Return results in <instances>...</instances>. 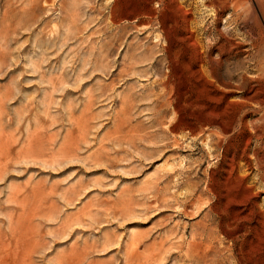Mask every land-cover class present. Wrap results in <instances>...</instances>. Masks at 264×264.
<instances>
[{"label":"rangeland","instance_id":"obj_1","mask_svg":"<svg viewBox=\"0 0 264 264\" xmlns=\"http://www.w3.org/2000/svg\"><path fill=\"white\" fill-rule=\"evenodd\" d=\"M135 2L0 0V264H248L264 247L223 199L230 178L264 227V0H175L189 30L169 47Z\"/></svg>","mask_w":264,"mask_h":264},{"label":"bare ground","instance_id":"obj_2","mask_svg":"<svg viewBox=\"0 0 264 264\" xmlns=\"http://www.w3.org/2000/svg\"><path fill=\"white\" fill-rule=\"evenodd\" d=\"M111 1V0H110ZM121 0H119V2H120ZM135 1V0H134ZM175 0H138V3H136V5L137 6H141L142 7V9L144 10V11H142L140 8V10L142 11V13L144 12V15L146 16L145 18H143V19H140L139 21H138V23H136L137 25L136 26H138L139 25V23H141V21H148V20H151L152 21V19L153 18H156V20L158 21V15L162 18V22H161V25H162V29H163V33H164V35H165V40H166V43H167V47H169L171 44V40H170V36H169V33H170V31L172 30V29H175V30H177V31H182V32H184V31H187L188 32V20H187V18L186 17H182V19H180V21H176V22H174V24H172L173 23V21L172 20H169V17H170V15H172L171 13L172 12H175V11H173V10H175V9H173V7L171 6L173 3H175L174 2ZM130 2V1H129ZM128 2V3H129ZM127 3V2H126ZM117 4V3H116ZM115 4V5H116ZM129 6H130V4H128ZM127 5V6H128ZM178 5V4H177ZM162 6V10L161 11H157L158 9H156L157 7L158 8H160ZM114 7V6H113ZM112 7V8H113ZM180 7V6H179ZM182 8V7H181ZM114 9V8H113ZM173 9V10H172ZM180 9V8H179ZM178 10V9H177ZM176 10V11H177ZM180 11H182L181 9H180ZM179 11V12H180ZM135 12V11H134ZM113 13V12H112ZM176 13H178V12H176ZM182 13V12H181ZM180 13V14H181ZM131 15V14H130ZM174 15V14H173ZM156 16V17H155ZM137 18V17H136ZM139 18V17H138ZM171 18H173V17H171ZM177 18V17H176ZM138 20V19H137ZM172 21V22H171ZM160 22V21H159ZM169 23H171V25H169ZM179 23H181V25H183V27H180L179 28ZM173 31V30H172ZM191 34V33H190ZM189 34V35H190ZM177 36V35H176ZM187 36V35H186ZM158 39V38H157ZM174 40V39H173ZM178 39H176V41H177ZM180 41H181V39H179ZM184 40V39H183ZM179 41V42H180ZM175 42V41H174ZM173 42V43H174ZM184 42V41H183ZM195 42V41H194ZM175 44V43H174ZM159 46V45H158ZM157 46V47H158ZM193 46V45H192ZM196 46V45H195ZM198 47V46H197ZM196 48V47H195ZM169 49V48H168ZM167 49V50H168ZM166 50V49H165ZM166 50V51H167ZM199 50V49H198ZM161 51H162V49H161ZM169 52V51H168ZM165 53H167V52H165ZM172 54V53H171ZM168 55V54H167ZM134 58H136V57H134ZM196 58H197V56H196ZM168 59V58H167ZM157 60V62L159 63L160 62V60L159 59H156ZM159 60V61H158ZM197 60H199V58L197 59ZM205 61V60H204ZM208 61V60H207ZM198 62V61H197ZM157 63V64H158ZM202 63V62H201ZM209 64V63H208ZM133 68V67H132ZM173 68V67H172ZM235 116V115H234ZM178 128V126H174V129L176 130ZM227 129V128H226ZM174 131V130H173ZM224 132H226V130L224 131ZM229 133V132H228ZM227 133V134H228ZM2 143V142H1ZM250 144V143H249ZM235 147V146H234ZM246 148V147H245ZM247 148H248V146H247ZM236 149V148H235ZM228 151H229V149H227ZM227 151V152H228ZM226 152V153H227ZM245 152H246V149H245ZM8 153V152H7ZM4 150H3V147L1 148V146H0V156H3L4 154H5V156H6V154H7ZM225 153V154H226ZM9 155V154H8ZM25 156V155H24ZM242 156V155H241ZM246 156V155H245ZM263 156H264V154H263ZM262 156V157H263ZM10 157V156H9ZM226 157V156H225ZM249 157V156H248ZM2 158V157H1ZM234 158V157H233ZM233 158H232V160H233ZM227 159V158H226ZM241 160H243V159H241ZM227 161V160H226ZM234 161V160H233ZM232 161V162H233ZM236 161V160H235ZM234 161V162H235ZM260 163H261V165H264V158H261L260 159V161H259ZM259 163V164H260ZM237 165V164H236ZM236 165H235V163H234V165H233V163L231 164V169L232 170H234V169H236L235 167H236ZM230 173V172H229ZM234 175V174H233ZM249 176V175H248ZM241 177V176H240ZM264 177V176H263ZM243 178V177H242ZM230 179V178H229ZM229 179L227 178V179H225V181H226V183H225V190H224V192H225V195L223 196V199L224 200H226V202H227V205L229 206V205H233V204H235L236 205V211L233 213V215L231 214V218H230V222H231V224L232 223H234V222H239V221H241L242 223H240V226H239V233L240 234H243V236H244V238H248L249 236H251L252 238H255V236L256 235H260L259 234V232H261V234L263 233V235H264V227H261V230H259L258 229V227L257 226H246L245 224H246V222H249L250 223V221H252L251 220V215H252V213L255 211V208L257 209L258 207H256V205L254 206L253 205V207L251 208H249L248 206H249V203H250V201L251 200H249V198H247L245 195H242L243 193H241V197L239 196V199H237L236 198V193H234L235 191L237 192V190L239 189V187L237 188V190L235 189L238 185H236V186H234L233 184H230L229 183ZM244 179L245 180H247L248 178L247 177H244ZM237 180V179H236ZM244 181V180H243ZM240 183V182H239ZM240 184H244V182L243 183H240ZM239 184V185H240ZM250 187V186H249ZM224 188V187H223ZM252 188V187H251ZM252 189H254V188H252ZM249 190H250V188H249ZM249 193H250V191H248ZM253 192V191H252ZM252 194V193H251ZM260 194V193H259ZM258 194V195H259ZM253 195V194H252ZM256 195V194H255ZM262 195V194H261ZM247 196H249V195H247ZM220 198V197H219ZM254 199V198H253ZM252 202V201H251ZM252 205V204H251ZM228 209V208H227ZM240 209H243V211L242 210H240ZM233 212V211H232ZM264 213L263 212H261L260 213V215L262 216L261 218H263V220H264V215H263ZM223 216V215H222ZM255 216V215H254ZM229 219V218H228ZM223 222V221H222ZM223 224V223H222ZM258 224V223H257ZM260 224V223H259ZM229 225V224H228ZM251 225V224H250ZM225 226V225H224ZM230 226V225H229ZM239 235V234H238ZM257 237H259V236H257ZM234 238V237H233ZM257 239V241H256V243H252V246L250 247V250H249V252H245V253H242V255L241 256H244L243 258H245V256L246 255H249V256H252L251 255V253H256L255 255H254V257H251L250 258V260H248V264H264V259L262 258V256H263V254H264V247H262V243H260L261 241H260V239L259 238H256ZM254 242V241H253ZM185 243H187V242H185ZM249 243V242H248ZM246 244V243H245ZM250 244V243H249ZM188 246V245H187ZM249 248V247H248ZM235 250V249H234ZM241 251H243V250H241ZM254 259V260H253ZM239 260V259H238ZM239 262V261H238Z\"/></svg>","mask_w":264,"mask_h":264}]
</instances>
